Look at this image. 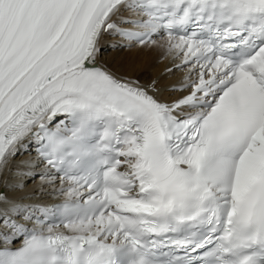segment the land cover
Returning a JSON list of instances; mask_svg holds the SVG:
<instances>
[{
  "label": "snow or ice",
  "instance_id": "1",
  "mask_svg": "<svg viewBox=\"0 0 264 264\" xmlns=\"http://www.w3.org/2000/svg\"><path fill=\"white\" fill-rule=\"evenodd\" d=\"M106 36L159 42L179 95ZM0 180L64 198L0 190V264H264V0H0Z\"/></svg>",
  "mask_w": 264,
  "mask_h": 264
},
{
  "label": "bare ground",
  "instance_id": "2",
  "mask_svg": "<svg viewBox=\"0 0 264 264\" xmlns=\"http://www.w3.org/2000/svg\"><path fill=\"white\" fill-rule=\"evenodd\" d=\"M102 44L107 47L112 44L108 42L106 36ZM106 44V45H105ZM104 47V48H105ZM179 62L174 61L171 56L166 55L165 49L157 45H149L145 47L133 46L125 52L114 50L110 54H104L100 58V63L107 67L118 77L131 78L139 80L141 84L147 85L156 81L159 93H164L169 86L177 85L183 80L186 71L176 72L167 71L169 67ZM28 154L18 156L13 162V166L26 160ZM13 177V173L8 174ZM14 178L9 181V184L14 183ZM6 184L4 180H0V187L3 188L7 196L23 204H29L34 199H47L54 192L48 186H42L39 180L29 181L23 188H14ZM0 207H3L1 205Z\"/></svg>",
  "mask_w": 264,
  "mask_h": 264
},
{
  "label": "rangeland",
  "instance_id": "3",
  "mask_svg": "<svg viewBox=\"0 0 264 264\" xmlns=\"http://www.w3.org/2000/svg\"><path fill=\"white\" fill-rule=\"evenodd\" d=\"M112 52V49H108V51L105 52L106 55L110 54ZM124 52V50L122 51Z\"/></svg>",
  "mask_w": 264,
  "mask_h": 264
}]
</instances>
